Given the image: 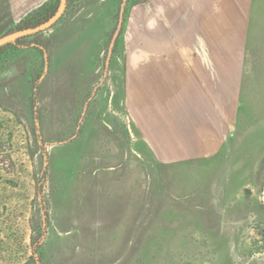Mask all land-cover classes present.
Returning a JSON list of instances; mask_svg holds the SVG:
<instances>
[{
	"label": "rangeland",
	"instance_id": "1",
	"mask_svg": "<svg viewBox=\"0 0 264 264\" xmlns=\"http://www.w3.org/2000/svg\"><path fill=\"white\" fill-rule=\"evenodd\" d=\"M125 14L103 48L64 18L1 55L0 264H264V25L225 150L165 166L113 94Z\"/></svg>",
	"mask_w": 264,
	"mask_h": 264
},
{
	"label": "crops",
	"instance_id": "2",
	"mask_svg": "<svg viewBox=\"0 0 264 264\" xmlns=\"http://www.w3.org/2000/svg\"><path fill=\"white\" fill-rule=\"evenodd\" d=\"M48 1L0 0V36ZM109 1L76 0L79 9L65 16L63 39L103 48L126 8L122 62L113 69L119 94H113L145 151L165 166L218 156L240 118L250 39L254 26L264 25L254 10L264 0Z\"/></svg>",
	"mask_w": 264,
	"mask_h": 264
},
{
	"label": "trees",
	"instance_id": "3",
	"mask_svg": "<svg viewBox=\"0 0 264 264\" xmlns=\"http://www.w3.org/2000/svg\"><path fill=\"white\" fill-rule=\"evenodd\" d=\"M76 0H68V4H67V9L64 13V15L62 16V18L55 24L53 25L50 29L54 28L55 26H57L59 23H61L66 14L68 13V11L71 9V3L75 2ZM60 4V0H49L45 5H43L42 7H40L39 9L33 11L31 14H29L23 21L20 22L19 25H17L15 27V31H22V30H26V29H32V28H36L44 23H46L47 21H49L57 12L58 7ZM48 29V30H50ZM46 30V31H48ZM45 31L33 34V35H29V36H25L22 38L17 39L14 42L8 43L4 46H2L0 48V57L3 53H5L9 48L18 45V44H22L25 43L27 40H29L30 38H33L39 34H42ZM32 242H33V246H34V254H38L39 253V249H41V245H42V241L36 242L35 237L33 236L32 238Z\"/></svg>",
	"mask_w": 264,
	"mask_h": 264
},
{
	"label": "water",
	"instance_id": "4",
	"mask_svg": "<svg viewBox=\"0 0 264 264\" xmlns=\"http://www.w3.org/2000/svg\"><path fill=\"white\" fill-rule=\"evenodd\" d=\"M68 0H60V4L58 7V10L56 14L46 23L32 29H26L22 31H18L12 34H9L3 38L0 39V48L8 43L14 42L19 38L33 35L42 31H46L50 29L53 25H55L64 15L66 9H67Z\"/></svg>",
	"mask_w": 264,
	"mask_h": 264
}]
</instances>
